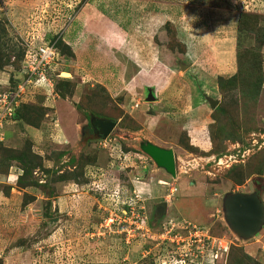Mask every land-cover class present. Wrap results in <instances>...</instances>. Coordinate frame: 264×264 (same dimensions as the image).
<instances>
[{"label":"rangeland","instance_id":"obj_1","mask_svg":"<svg viewBox=\"0 0 264 264\" xmlns=\"http://www.w3.org/2000/svg\"><path fill=\"white\" fill-rule=\"evenodd\" d=\"M42 41L55 44L59 54L49 74L53 91L39 81L14 116L6 114L1 130L0 264H156L170 247L154 235L181 219L232 242L228 261L217 264H264V230L242 240L223 211L232 193L256 192L264 206V0H0V85L8 78L0 95L24 81L30 48ZM219 53L226 63L215 64ZM189 67L191 78L184 81L195 84L194 92L201 84H220L209 112L210 149L188 145L187 131L197 128L200 115L189 112L184 119L169 112L189 91L169 96L167 106L147 101V88L130 97L131 79L134 88ZM108 75L114 77L106 82ZM117 79L124 89L114 96ZM57 81L64 97L55 90ZM99 117L119 121L109 142L88 131ZM158 118L157 130H150ZM65 124L79 130L77 142L61 138ZM172 138L183 149L176 155L205 161L206 171L173 179L141 150L145 142L175 148ZM117 142L123 154L109 146ZM239 152L235 162L213 164ZM137 179L151 186L138 189ZM73 181L77 185L69 187ZM126 201L142 206L137 212L145 215V231L133 218L119 226Z\"/></svg>","mask_w":264,"mask_h":264},{"label":"built area","instance_id":"obj_2","mask_svg":"<svg viewBox=\"0 0 264 264\" xmlns=\"http://www.w3.org/2000/svg\"><path fill=\"white\" fill-rule=\"evenodd\" d=\"M257 12L260 13L259 11ZM30 49V56L24 63L26 68H23L22 71L25 76L24 81L18 83V86L14 92L9 91L0 95V142L4 138L1 130L3 123H6L4 122L6 114L9 115V117H13V113H15L17 108L22 103L23 97L27 96V94H30L33 91H36V88H38L36 85L39 81L42 80L44 83H46V85L49 84V86L52 87L51 91H53L54 84H52L51 76L49 74L51 72V67L56 64L59 56L55 44H52L50 41H42L36 47H31ZM31 53H34L32 59ZM49 89L50 88H48V90ZM3 117L4 119H2ZM107 141L109 142L110 139L108 138ZM109 146L113 148L118 147L117 149L119 152L123 154V152H121V147L115 146L113 144H109ZM248 152L249 150H245L240 156L245 157ZM238 154H240V152L236 155L223 156V158H219L217 161H214L213 164L218 166L228 164L229 162H235V157H238ZM110 157H113L112 154H110ZM120 158L121 156H118V159ZM199 161L200 160L194 157H191L190 159H176L175 163L177 175L179 173L187 174L191 171H206L203 168L204 166L208 167V164H205V161ZM137 180L136 182H139V180ZM158 183L160 185L169 184L162 180H159ZM173 192L174 190L171 189V193ZM122 204L127 206V211H125L126 213L122 217L119 226L125 222L133 224V220L135 219L134 221L138 222V224H136V228L145 231V215L141 216L139 212H137V210H141L142 206L137 208L134 204L135 206L133 207L131 201H126ZM128 212L131 214V217L129 218L126 216ZM132 218L133 220H131ZM109 221L113 223L114 220L110 219ZM154 236L156 237L157 241L164 242V245L170 247L167 255H158L159 261L156 262V264H191V262L198 261L201 258L203 262H208L207 264H217L218 262L226 260L230 253L232 243L226 238L218 239L210 236L204 228H201V226L186 219L171 221V223L166 222L162 225L160 231ZM261 246L262 252L264 253V243L261 244Z\"/></svg>","mask_w":264,"mask_h":264},{"label":"crops","instance_id":"obj_3","mask_svg":"<svg viewBox=\"0 0 264 264\" xmlns=\"http://www.w3.org/2000/svg\"><path fill=\"white\" fill-rule=\"evenodd\" d=\"M105 41L107 42V40H105ZM117 45H123V43L122 44L121 43L120 44L119 43L118 44H115V46H117ZM101 46H103V43L101 44ZM143 46L144 45H141L140 47H138L139 50H142L143 51V48H141ZM110 47H111V45L108 44L107 45V48H110ZM226 51L227 50H224L222 53L224 55H226L227 54V53H225ZM187 52H189V51H187ZM138 55H139V53L136 56L138 57ZM186 55H187V53H186ZM225 59H226V56L223 57V55L220 54V57H219L218 54H217L216 57H215V64L220 65L222 63H226L227 60H225ZM141 69H143V68L141 67ZM191 69H192V67L188 71H185V72H182V71L181 72L180 71H173V69H171L170 70V73H168V76L167 77L166 76H162L163 78H161V77L158 76V78L156 80H154L153 82H151L149 80L143 81L140 85H138L136 87L134 86L135 89L133 88V85H132V82L134 80L131 79L129 81L130 82L129 85H131V87H132L131 88V90H132L131 92L132 93H130L131 96L130 95L129 96L130 97L134 96V99L132 100V101H134L136 99V97L141 96L139 94V92H143L147 88V90H150L154 94V96H155V100L154 101L155 102L157 101L158 103H162L164 106H167L166 105V103H167L166 102V99H168L169 96L170 97L173 96L174 98H176L175 96H177V94L179 96H181L182 92H184V91H187L188 92L189 91V93L187 94V96L184 95V97H185L184 100L180 99L178 102H175L171 106L170 105L168 106L170 108L169 112L171 111V113L174 116L175 115L176 116L178 115V116H181V117L183 116L184 119L185 118L190 119V118H188V117H190L189 116L190 113H191V117H195V116L200 115L199 118L197 117L198 118V120H197L198 123L195 124V126L198 124L197 125V128L194 129V130H191V131H187L188 132L187 138L190 141V144H192L193 147H196L197 149H200V150L205 149V148L210 149L211 148V144H212V136H211V133H210V131H211V125L210 124L212 122V119H211L212 115L210 116L211 106L208 105L207 99L216 100V95H219L220 88H219V85L218 84L216 86L213 84L212 89H209V88L206 89V86L204 84H201V86L198 85V87L195 88V92H194L193 89H191V85L192 84L195 85V84L192 83V82H185L184 81L187 78L188 79L191 78V75H192L191 73L193 72V70L191 71ZM101 72L104 73V70H101ZM142 73H144V71H141V73H139V76L144 75ZM233 75H234V73L232 75L228 76V78H231ZM102 77H103V75H102ZM113 77H114V75L112 77L108 75V76H105L104 79L107 82V81L113 80ZM224 78H226V77H224ZM1 79H3V80H1L2 81L1 83L2 84H5L6 79H8V78L7 77H1ZM192 79L195 81V78H192ZM119 81H120V79H117V83H114L115 89H118V90H115L114 89V91L111 93L112 95L114 94V96H119L118 95L119 93H116V92L121 91V90L124 89V88H122V85L119 84ZM181 81H183V84H181ZM178 84H179V86H178ZM116 85L118 87H116ZM3 88H5V87L3 86ZM105 88H107V87L105 86ZM136 88H138V89H136ZM107 91L109 92L110 90L108 89ZM209 92L213 96L209 95L210 94ZM130 100H131V98H130ZM129 102H131V101H129ZM155 102L153 103V106L157 104ZM163 102H166V103H163ZM187 102H190L191 103V107L190 108H188V106H183ZM181 104H182V108L179 106ZM151 108H152V104H151ZM145 110L147 111V109H145ZM147 113H148V115H152V113H150V111H148ZM166 113L168 114V112H166ZM161 114H162V112L160 113V115ZM160 117L161 116H159V118ZM163 117H165V116H163ZM159 118H158L157 122L155 121L156 123H150L149 124L148 128L150 130H151L150 126H152V128H154L155 130H157V128L159 126ZM97 119L114 120L112 118H103V117H99ZM114 121L117 122V125H116V128H117L118 125H119V121H117V120H114ZM145 123H146L145 120H142V123H140V124L142 126V125H146ZM65 126H66V124H65ZM62 127H63V130H59V132L62 131V135H61L62 137L61 136H58V137H61L62 139L69 138L70 140H72V143L73 142L75 143V142H77L79 140L78 139V137H79V135H78L79 134V130L77 128L76 129H73V128H68L67 126L66 127L62 126ZM154 129L152 131L153 133H154ZM183 129H185V127H184V124L182 123V130ZM72 133H74V136H73ZM112 134H111V136H112ZM157 140H159V139H157ZM159 141H163V140L160 139ZM174 142H175V140H174ZM150 143L152 145H155V146L160 147V148H163V149H170V150H172L173 153H174L175 161H176V159L183 157L181 155H176V153H178L177 149L178 150H180V149L183 150L182 147H180V145H179V141L178 142L177 141L175 142L176 143L175 148H173L172 145L161 146L159 144V142H150ZM113 145L121 147V145L118 142L116 144H113ZM69 155L71 156V154H69ZM104 158H105V156H104ZM176 177H177V174H176ZM139 183H140V185H138L139 187L138 186H135V189L137 187H138V189H145V187H143V185L144 186H149V187L151 186V182H149V180L147 182H139ZM68 185L70 187V186H73V185H77V183L73 181V182H69ZM166 205H167V203H166Z\"/></svg>","mask_w":264,"mask_h":264},{"label":"water","instance_id":"obj_4","mask_svg":"<svg viewBox=\"0 0 264 264\" xmlns=\"http://www.w3.org/2000/svg\"><path fill=\"white\" fill-rule=\"evenodd\" d=\"M152 92L148 91L147 101H154ZM217 102L210 100L212 109ZM117 122L109 119L93 118L87 127L90 134H95L102 140L108 139L115 130ZM141 150L155 163L166 171L173 179L176 178V163L174 153L150 142L141 144ZM160 207L166 209V203ZM224 219L229 229L242 240H249L259 234L264 228V206L258 193H232L223 199Z\"/></svg>","mask_w":264,"mask_h":264},{"label":"trees","instance_id":"obj_5","mask_svg":"<svg viewBox=\"0 0 264 264\" xmlns=\"http://www.w3.org/2000/svg\"><path fill=\"white\" fill-rule=\"evenodd\" d=\"M239 56H240V53L238 52V59H239ZM61 85H62V87H61ZM61 87V88H60ZM219 88H220V84H219ZM55 90L56 91H59L61 94H62V97H64V92H65V88H64V86H63V83H62V81H57L56 83H55ZM80 109V108H79ZM81 110V109H80ZM20 115H21V112H20V110L18 111V117H20ZM103 118H106V117H103ZM114 120H116V119H114ZM188 145L190 146V147H192L193 148V145L192 144H190V141H188ZM230 252H231V250H230ZM230 254V253H229ZM228 258H229V255H228V257H227V261H228ZM227 261H226V263H227Z\"/></svg>","mask_w":264,"mask_h":264},{"label":"bare ground","instance_id":"obj_6","mask_svg":"<svg viewBox=\"0 0 264 264\" xmlns=\"http://www.w3.org/2000/svg\"><path fill=\"white\" fill-rule=\"evenodd\" d=\"M64 77H69V74H63Z\"/></svg>","mask_w":264,"mask_h":264},{"label":"clouds","instance_id":"obj_7","mask_svg":"<svg viewBox=\"0 0 264 264\" xmlns=\"http://www.w3.org/2000/svg\"><path fill=\"white\" fill-rule=\"evenodd\" d=\"M111 137V136H110ZM107 140V139H106ZM150 159V158H149ZM176 174H177V171H176ZM177 178V177H176Z\"/></svg>","mask_w":264,"mask_h":264},{"label":"flooded vegetation","instance_id":"obj_8","mask_svg":"<svg viewBox=\"0 0 264 264\" xmlns=\"http://www.w3.org/2000/svg\"><path fill=\"white\" fill-rule=\"evenodd\" d=\"M92 136H94L95 134L93 133V134H91Z\"/></svg>","mask_w":264,"mask_h":264}]
</instances>
